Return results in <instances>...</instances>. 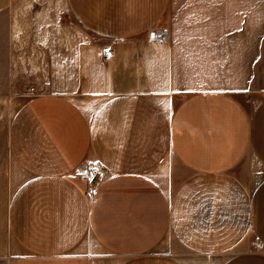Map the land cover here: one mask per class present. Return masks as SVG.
Instances as JSON below:
<instances>
[{
  "label": "crops",
  "instance_id": "obj_1",
  "mask_svg": "<svg viewBox=\"0 0 264 264\" xmlns=\"http://www.w3.org/2000/svg\"><path fill=\"white\" fill-rule=\"evenodd\" d=\"M170 2L77 0L114 50L0 128V264H264V88H175Z\"/></svg>",
  "mask_w": 264,
  "mask_h": 264
},
{
  "label": "rangeland",
  "instance_id": "obj_2",
  "mask_svg": "<svg viewBox=\"0 0 264 264\" xmlns=\"http://www.w3.org/2000/svg\"><path fill=\"white\" fill-rule=\"evenodd\" d=\"M76 7L77 0H13L0 18V128L32 96L77 97L84 77L112 55L115 38ZM161 30L174 52L175 88H264V0H171Z\"/></svg>",
  "mask_w": 264,
  "mask_h": 264
},
{
  "label": "built area",
  "instance_id": "obj_3",
  "mask_svg": "<svg viewBox=\"0 0 264 264\" xmlns=\"http://www.w3.org/2000/svg\"><path fill=\"white\" fill-rule=\"evenodd\" d=\"M167 31L166 30H161L160 32H151L150 33V41L152 42H163L164 39L167 37ZM90 173L92 174L91 178H88L86 174H81L80 177L83 178L84 180L87 181L88 187H87V197L91 198L93 194L96 191V186H95V178L99 176L102 173V168L101 166H93L90 168ZM94 182V183H93Z\"/></svg>",
  "mask_w": 264,
  "mask_h": 264
}]
</instances>
